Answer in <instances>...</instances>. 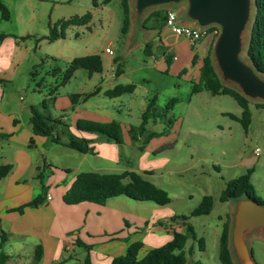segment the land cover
Returning <instances> with one entry per match:
<instances>
[{
	"label": "rangeland",
	"instance_id": "rangeland-1",
	"mask_svg": "<svg viewBox=\"0 0 264 264\" xmlns=\"http://www.w3.org/2000/svg\"><path fill=\"white\" fill-rule=\"evenodd\" d=\"M0 2L5 5L9 14L8 20H0V28L6 33L17 35L18 57L21 58L16 66L13 83L3 82L5 95L13 105H20L22 102L26 106L34 104L47 115L54 118L61 116L64 112L56 110L52 102L45 100L50 96V92L54 90L52 94L58 93L64 97L88 88L87 71L84 69H78L74 76L63 83V74L70 59L98 52L105 64H108L110 60L104 51L105 46L111 48V58L120 57L121 67L131 71H139L142 68L147 74L148 81L138 88L146 90L151 96L155 95L156 113H161L171 97L178 99L166 118L161 117L156 121L151 119L146 125L148 131H164L163 134L149 139L142 148L141 140L132 142L126 134L123 136L126 137V142L116 146L118 165L111 162L112 170L117 167H130L168 193L169 204H150L151 207H158L150 212L160 219L165 216L169 219L180 214H189L199 204L202 196L210 195L214 205L209 214L185 219V225L190 224L196 233L195 240H187L185 249L192 247V254L187 255V261L193 264H221L218 258L219 237L223 223H231L233 212H230L229 201L218 200L226 182L252 168L251 185L255 194L264 202V107L255 105L264 101L249 99L251 122L245 132L239 121L225 114H241L240 106L231 96L212 95L205 90L191 93V77L183 74L177 77L174 72H164L161 64L152 65L142 47H136L129 54H125L120 0H111L98 8L93 6L92 0ZM86 12L91 13L90 25L74 24L61 28V21L82 16ZM252 14L254 15V9ZM50 30L56 33L62 30L63 37L56 40L46 39L45 36L49 35ZM249 30L250 25L245 33L246 40ZM216 31L218 32L217 27L216 30H208V33L213 35L211 43L215 39ZM246 47L247 41L240 56L249 62L245 53ZM57 67L60 72L55 75L53 70ZM216 70L218 72L217 68ZM221 81L225 86L239 90L234 83ZM138 98L137 95L136 99L139 100ZM42 101L46 102L45 109L41 105ZM61 101L58 103H62ZM135 122L137 121H131L133 125ZM62 129L59 125L56 129L60 138L63 137ZM5 147L6 143L0 141V156L6 153ZM255 148L260 150L258 155L254 154ZM53 149V153L60 156L69 155V150L61 146H54ZM72 153L77 155L75 150ZM107 153H111L110 150L103 149L101 152L102 155ZM77 158L69 156L65 164L75 166L78 164ZM88 159L80 165L81 172L106 171L101 168V162L104 161L101 156L90 154ZM184 231L185 227L182 232ZM199 238L203 239V250L199 247ZM249 243L253 260L257 264H264V236L255 233L249 237Z\"/></svg>",
	"mask_w": 264,
	"mask_h": 264
},
{
	"label": "crops",
	"instance_id": "crops-1",
	"mask_svg": "<svg viewBox=\"0 0 264 264\" xmlns=\"http://www.w3.org/2000/svg\"><path fill=\"white\" fill-rule=\"evenodd\" d=\"M98 2L101 1L98 0ZM128 4L130 18L127 33L124 34L123 52L129 54L136 47H142L144 51L146 43H149L151 50L147 57L152 65L161 64L164 72H174L177 77L183 74L197 82L201 59L212 44V33H208L200 41L192 44L186 37L174 34L165 24L159 29L146 28L142 25L138 29L132 0H128ZM100 5L103 4L100 3L95 8ZM160 8L165 11H175L179 23L193 25L182 17L185 3L150 8L144 12L141 24L151 11ZM91 22L92 17L83 25L88 26ZM0 32L4 31L0 28ZM6 34V38L0 42V80H2L0 83V141L7 145L6 153L0 156V165H12L10 172L0 179V250L8 256L6 264H53L61 259H64V262L60 264H82L86 255L91 264H110L113 257L123 255L128 245L134 241L143 243L138 255L141 257L148 249L169 241L173 231H183L187 221L184 219L182 221L180 218L167 219L166 216L160 219L152 215L151 209L155 211L158 207H151L150 204L154 203L148 201H134L125 196L108 198L103 204L88 201L68 204L63 200L64 194L77 174L81 172L80 165L89 160L90 154L101 156L104 160L101 162L103 166L101 168L106 171L94 170V172L121 173L132 170L124 166L112 170L111 162L118 165L116 154L118 144L106 141L102 134L78 130L76 123L79 120L95 122L115 120L121 126L122 138L126 134L131 141L128 134L129 127L133 125L131 121H137L135 125H138L148 100L155 97L146 90L138 88L149 79L143 69L131 71L121 67L119 56L111 58V55L107 54L110 61L105 64L98 52L87 53H97L102 60L100 72L88 73L86 70L88 88L79 92L93 94L78 100L73 108H71L70 96L62 97L57 93L45 99L52 102L56 110L64 112L57 118L66 125L69 132L87 139L89 146L93 149V152L87 153L75 150L77 152L75 155L72 153L74 149L55 143L50 137L33 134L29 117L30 106L34 104L26 106L22 102L20 105H13L12 101L6 97L3 82L13 83L16 66L21 61L18 57L17 35L11 32ZM194 55L195 62L192 63ZM176 62L179 63L176 64ZM127 84L134 85L132 92H125L114 97L105 95L106 91L115 86ZM137 95L139 100L136 99ZM20 100L23 101L22 96ZM60 100L62 103H58ZM60 127L65 129L64 126L60 125ZM55 135L53 133V137ZM57 135L59 136L58 132ZM126 137L123 138V144L126 142ZM30 139H33L31 143H29ZM60 139H66L64 133ZM54 146L66 148L69 150V155L60 156L53 153ZM103 149H108L111 153L102 155ZM3 150L1 145V151ZM78 154L80 157L77 158ZM69 156L77 158L78 164L76 163L75 166L65 164ZM43 165L45 169L40 179L37 173ZM47 193L50 194V199L46 198ZM39 195L43 199L40 204L25 206L21 212L16 210ZM155 206L160 205L155 204ZM229 207L232 212L234 209L232 201H229ZM78 241L91 245V249L86 251L77 244ZM38 245L41 247V258L36 260L34 254ZM186 264L193 263L187 261ZM232 264H236L233 258Z\"/></svg>",
	"mask_w": 264,
	"mask_h": 264
},
{
	"label": "trees",
	"instance_id": "trees-1",
	"mask_svg": "<svg viewBox=\"0 0 264 264\" xmlns=\"http://www.w3.org/2000/svg\"><path fill=\"white\" fill-rule=\"evenodd\" d=\"M111 0H92L93 6L98 4H107ZM123 20L121 33H127L129 27L130 8L128 0H120ZM254 15L251 22V28L249 32L248 45L245 53L256 71L264 75V0H255ZM1 19L8 20V9L0 2ZM167 11L164 9H156L151 11L143 20L142 25L146 28L159 29L165 23ZM91 18V13L86 12L82 16H74L69 19L61 21V28H65L68 25L85 24ZM209 29H215V26H210ZM217 35V31H216ZM215 35V37H216ZM7 34L0 32V42L6 38ZM58 37H63V31L60 33L52 32L48 36H45L48 40H54ZM149 43H146L144 47V54L150 55ZM212 44L210 45L207 53L201 59V66L199 68V78L197 82L191 83V93H198L202 90L208 91L212 95L226 94L234 98L241 108L240 116H236L232 113H225L231 119L240 122L243 130L247 132L251 122V112L249 109L250 101L244 97L239 91L225 86L220 81L218 74L215 71L211 56ZM195 62V55L192 59V63ZM78 68H83L88 73L100 72L102 70V60L99 54H87L76 56L71 59L68 67L63 74V83H65ZM60 72V68H55L53 74L57 75ZM2 80H0V83ZM134 89L133 84L117 85L113 89L105 92L106 96L114 97L125 92H132ZM93 93L88 94H71V108L81 98H86ZM52 95V92H50ZM155 100L151 98L148 100L146 108L142 113L141 122L138 125H132L128 129V134L132 142L142 141L140 148L144 146L149 139L159 136L164 131H148L146 125L150 119L156 121L157 119L166 118L170 113L173 105L178 101L176 97H171L166 105L162 108L161 113L155 112ZM45 101L41 102V105L45 109ZM256 107H264V103H255ZM171 122L172 120L169 119ZM29 122L32 127V132L35 135L50 137L53 142L63 144L69 148H72L81 153L93 152V149L89 146V141L84 138L77 137L71 134L66 128V125L58 118H54L50 115L40 111L35 105L30 106ZM60 126H64L63 133L66 136L65 140H61L57 135L56 129ZM76 128L81 131L96 132L102 134L106 141L113 142L115 144L122 143L121 126L118 121L112 120L109 122H95L89 120H79L76 123ZM55 133V137H53ZM33 139L29 140L31 143ZM12 169L11 164L0 165V179L5 177ZM45 166L43 165L38 169L37 177L42 178V171ZM252 168H248L243 174L228 180L224 189L221 191L218 200L220 202H227L239 197H248L260 204H264L260 198L255 194L253 186L251 185L250 176ZM116 196H125L135 201H148L153 202L156 205H166L170 202L168 193L142 177L135 171H124L121 173H98L94 171H85L77 174L75 180L71 184L70 188L63 196L64 202L68 204H75L83 201L95 202L103 204L108 198ZM43 201L42 196L39 195L33 198L28 203L17 208L19 212L25 206H36ZM214 205L213 198L210 195L202 196L199 204L192 209L189 214H180L176 217H172V220L177 218L187 219L190 216L207 215L210 213ZM229 233L230 223L225 221L222 225L220 237H219V252L218 258L221 264H232V257L229 248ZM189 238L196 239V233L190 224L185 225V231H173L172 238L166 243L148 249L141 257L139 252L143 246L142 241H134L130 243L123 255H118L112 258L110 264H186L187 255L192 254V247L185 249L186 242ZM199 247L203 250V239H198ZM86 251L91 249V245L77 242ZM1 246V245H0ZM34 257L36 260L41 258V247L38 245L35 250ZM8 256L0 250V264H6ZM64 262L61 259L53 264H60ZM82 264H91L88 255L83 259Z\"/></svg>",
	"mask_w": 264,
	"mask_h": 264
},
{
	"label": "water",
	"instance_id": "water-1",
	"mask_svg": "<svg viewBox=\"0 0 264 264\" xmlns=\"http://www.w3.org/2000/svg\"><path fill=\"white\" fill-rule=\"evenodd\" d=\"M132 2L138 29L142 25V16L148 9L180 3H185L182 17L193 25L216 26L218 32L212 43L211 56L215 71L220 74V76L218 74L220 81L234 83L239 89L237 91L248 100L264 101V77L250 62L240 56L246 41L248 45L245 33L249 25L251 28L255 0H132ZM230 201L234 206L229 233L231 257L236 264H257L252 257L249 237L255 233L264 236V204L248 197Z\"/></svg>",
	"mask_w": 264,
	"mask_h": 264
},
{
	"label": "built area",
	"instance_id": "built-area-1",
	"mask_svg": "<svg viewBox=\"0 0 264 264\" xmlns=\"http://www.w3.org/2000/svg\"><path fill=\"white\" fill-rule=\"evenodd\" d=\"M165 26H167L174 34L186 37L190 43H197L208 34L209 27H198L196 25L181 24L178 22L177 13L173 10H168L165 17ZM108 55L112 54L110 47L104 49ZM259 148L254 149V154H259ZM47 199H50V194L47 193Z\"/></svg>",
	"mask_w": 264,
	"mask_h": 264
}]
</instances>
